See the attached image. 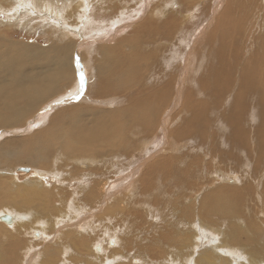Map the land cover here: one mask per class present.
Wrapping results in <instances>:
<instances>
[{"label":"rangeland","instance_id":"1","mask_svg":"<svg viewBox=\"0 0 264 264\" xmlns=\"http://www.w3.org/2000/svg\"><path fill=\"white\" fill-rule=\"evenodd\" d=\"M29 1L32 0H0V35L16 42L36 43L46 47L51 44V41L58 42L59 45L71 39L77 42L82 39L79 37V35H83L81 32L90 34L88 37H93L94 32L95 41L87 43L88 48L86 46L78 52V57L84 56V58L82 57L83 64H85L84 59L85 61L90 59V65H98V60L104 57L100 50L101 46L105 43L112 44L111 46L117 47V50L126 53L137 66L140 70V80L139 83L133 80L128 82L123 93L102 95L99 89L101 75L98 78V75L101 74L100 71L96 66L97 69L94 67L93 76L89 72V80L93 78L92 85L96 83L94 88L98 91L89 95L87 102L99 107V111L109 109L116 111L118 114L116 113V118L112 119L123 125L120 130L121 139L106 140L105 143H101V149L107 148L105 150L108 152L104 154L101 152V159H96L100 154L97 155L92 151L79 154L86 161L76 155L74 158L73 155L76 153H71L65 148L63 151V148L59 147V151L48 158L47 165L44 164L40 167L39 161L35 164L17 162L10 167L9 175L15 179V182L19 180L23 183L28 178L38 180L39 176L46 175L44 178L47 179L48 184H45L44 188L47 191L51 190L45 194L40 206L46 208L48 207L46 203L53 202L54 204H49V207L51 205L52 209L57 208L59 211L58 213L56 210V213L54 209L51 211L48 207L46 211L51 212L44 211L45 216L37 215L35 223L32 224L35 218L31 217V213H27L28 209L19 210L20 213H23L22 223L27 222L25 224L29 230L28 233L23 234V237L33 241L30 248L34 251V256L29 258L31 261H28V264H42L45 249L49 247H53L55 250L61 249L62 247H58V244L61 243V246L67 248L68 245H72V248L77 246L76 249L82 248L79 239L73 240L72 236L70 239L67 229L62 228L63 226H68L71 229L79 228L82 233L88 232L87 227L89 229L92 227L89 231L90 234L93 232L90 236L91 240L86 239V245L91 246L92 251L90 250L91 252H88L87 255L78 254L73 248V255H78L74 257L65 254L64 258L60 259L63 263L59 262L58 255L57 262L59 264H81L80 258L83 260V264H86L85 262L90 259V256L92 257L91 264H146V262L162 264L166 259L168 263L171 262V259L177 262L176 260L179 258L185 261L183 259L186 256L197 262L202 261V252H208L207 246L214 245V241L221 244L223 240L227 242L226 247L230 248L229 253L232 252L231 257L243 258L244 256L243 259L249 260L250 254L257 255L254 252L248 254L250 251H254L253 247H258V251L264 256V146H262L264 145L262 143L264 142L262 140L264 139V115L259 118V113H257L258 110L261 111V108H264V0H240L239 2L237 0H139V2L138 0H80L81 2L78 0L71 2L70 0H68L69 2L50 0L49 3L54 7L51 14L40 6L28 5ZM104 3L107 6H104ZM74 8L77 9L73 11ZM69 12H71V16L68 14ZM105 12H108L106 17ZM66 17L74 21L70 27L69 21L65 20ZM106 18L108 21L105 20ZM124 20L127 24L123 27ZM89 23L92 26L86 27ZM103 24L108 26L106 27L107 31ZM120 24L122 28L118 29ZM122 38L125 40L124 42ZM133 41L139 42L134 44ZM154 44H159V46ZM152 59L153 61H151ZM79 60L82 62L81 58ZM132 81L136 84H132ZM115 82L119 83L120 78ZM88 86L90 87L91 84L89 83ZM88 90L84 93L88 94ZM245 93L250 97L246 98V95H243ZM252 95H254L253 98ZM67 96L70 97L71 94ZM144 97L147 98L146 102L151 105L153 114L150 117L154 119L140 120L133 117L121 120L123 111L129 106H139L142 103L140 98ZM238 97L240 98L238 99ZM67 98L64 96L56 99L55 102H49L51 106L44 109L45 114L51 113L54 107L59 106L57 102L61 103L60 105H65L71 104L75 100L73 98L66 100ZM91 100H98V102ZM245 100L254 102L255 111L252 107L253 110L249 113L241 114L242 117L246 115L245 120L244 118L236 120L237 115L233 111ZM256 101L259 103H255ZM52 105L53 108H51ZM155 108H157L156 114ZM50 116L52 115H49L48 118ZM230 119L234 120V123L236 122V127L239 125V133L242 135L240 143H236L233 135L230 134L234 129ZM256 123H259L260 126ZM152 124L156 125L152 127ZM223 124L225 125L223 126ZM246 125L248 128L251 127V130L246 129ZM24 127L26 128V126H23L22 129L19 127L18 130L12 132L9 130L8 133L2 135V138L27 135L33 131L32 127L30 129ZM225 127L229 130L225 131ZM163 129L164 131L166 129L165 133ZM260 129L261 133H259ZM155 131L158 135L155 134ZM252 133L263 135L262 139ZM256 137L260 141L259 144ZM148 138L149 141H147ZM129 142L135 143L136 146ZM247 142L249 146H246ZM117 145L121 148L116 147ZM255 145L261 147L258 146V149ZM238 146L239 150L236 148ZM134 148L139 149L135 150ZM140 148L144 150H140ZM145 148L148 151H145ZM157 148L161 151L160 153L156 150ZM151 150L156 151L149 155ZM251 152L254 153L251 154ZM57 154L64 156L60 157ZM119 154L121 155L119 156ZM239 155L243 158H237ZM72 156L73 158L70 159ZM107 156L111 160H108ZM244 156L246 157L244 158ZM130 157L133 160L132 158L129 160ZM163 157L164 164L161 160H157ZM255 157L261 160L255 162ZM57 158L58 160H56ZM124 159L128 162H124ZM76 161L86 162L90 167L87 170L95 172L97 175L93 177L97 180L114 179L108 198L104 193L102 195L104 200L100 201L102 196L98 199L91 183L84 185L83 182H80L83 176L79 177L81 176L78 172L79 162L77 164ZM259 162H263V164ZM63 163L65 167L69 163L68 168H65ZM91 164L92 166H90ZM122 164L123 166H121ZM59 166H63V168H59ZM69 167L73 168L72 171L78 172V175L74 171V174L71 172L73 175L68 173L71 171ZM132 168L134 171L131 170ZM64 171L67 172V175ZM101 172L102 175H98ZM0 173L7 174L5 171H0ZM67 176L77 178L73 180L68 177L70 182L66 181L69 180L66 179ZM152 176L154 180H152ZM62 177H65L64 181H61ZM262 184L263 186H261ZM122 192L124 193L122 194ZM86 193L93 197L87 196ZM38 194L42 196L41 193L38 192ZM50 194H52V201H50ZM213 198H222L220 200L222 202L227 199L234 200V210L231 208L230 213L227 214L217 210L209 212L207 202H211ZM116 199H120L122 202L118 203ZM95 204H99L100 208L96 209ZM28 206L32 207L33 203ZM24 210H26L25 213ZM52 212L56 213H53L55 216H52ZM11 213L13 212L11 211ZM51 216L55 219H51ZM118 218L119 221H117ZM173 219H176V223ZM0 223L7 227L2 221ZM172 223L175 224L172 225ZM147 225L148 227H145ZM234 228L240 229V233L237 238L231 239ZM199 229L202 231V235L199 234ZM231 232L233 233L231 234ZM196 237H199L203 244L194 250L195 242L194 240L192 242V239ZM209 240L213 242H209ZM53 242H57V246L53 245ZM93 242L102 246V249L96 250V247L92 246ZM109 242L112 246H107ZM186 247L190 249L187 250ZM231 247L236 250H232ZM111 250L115 255L109 253ZM57 252L61 258L62 249L61 252L58 250ZM101 255L104 256L103 259ZM208 258L209 256L206 259ZM97 259L101 262H98ZM262 262L264 259L258 257V264H264Z\"/></svg>","mask_w":264,"mask_h":264},{"label":"bare ground","instance_id":"2","mask_svg":"<svg viewBox=\"0 0 264 264\" xmlns=\"http://www.w3.org/2000/svg\"><path fill=\"white\" fill-rule=\"evenodd\" d=\"M50 0H32L29 1L27 4L28 5H35L40 6L44 9V11L46 10L47 13H52L54 7L49 3ZM68 1V0H65ZM73 0H70V2ZM75 1V0H74ZM79 2L84 1V0H78ZM97 1V0H96ZM95 1V2H96ZM102 1V0H99ZM180 1V0H179ZM240 0H237V2H239ZM69 2V1H68ZM67 2V3H68ZM139 2V0H138ZM101 3V2H99ZM135 3V2H134ZM104 6H107L106 3H104ZM136 4V3H135ZM62 5V4H60ZM65 5V4H63ZM79 6V5H78ZM127 6V5H126ZM35 7V8H36ZM128 7V6H127ZM131 7V6H130ZM34 8V7H33ZM66 8V7H65ZM98 8H101L100 6H98ZM77 8L72 9L73 11L76 10ZM72 10L69 9V11L72 12ZM90 10V9H89ZM109 10V9H108ZM129 10V9H128ZM228 10V9H227ZM226 10V11H227ZM41 11V10H39ZM94 11V10H93ZM139 11V10H138ZM71 12H69L68 14H70ZM133 12V11H132ZM73 13V12H72ZM93 13V12H91ZM108 12H105V17L107 15ZM134 13V12H133ZM68 14H66V16H68ZM103 14V15H104ZM114 14V12H113ZM136 14V12H135ZM85 15V14H84ZM228 15V14H227ZM71 16V14H70ZM84 17V16H83ZM86 17V16H85ZM174 17V16H173ZM68 17L65 18V20L68 22L69 21V27L71 25H73L74 21L70 20ZM91 18V16H90ZM108 18V16H107ZM105 19L108 21V19ZM75 19V18H74ZM80 19V18H79ZM93 19V18H92ZM123 19V18H122ZM133 19V18H132ZM135 19V18H134ZM104 20V21H105ZM110 20V19H109ZM119 20V19H118ZM112 22L114 20H111ZM129 21V20H127ZM177 21V20H176ZM175 21V23H176ZM99 22L100 19H99ZM123 22V21H122ZM121 22V23H122ZM153 22V21H152ZM92 23V22H91ZM107 23V22H106ZM105 23V24H106ZM117 23V22H116ZM146 23V22H145ZM98 24V23H97ZM127 22L124 20V23L122 24V26L124 27V25H126ZM66 25V24H65ZM68 25V24H67ZM102 25V24H100ZM146 25V24H145ZM148 25V24H147ZM150 25V24H149ZM64 26V25H63ZM90 27L92 26L90 23L86 25V27ZM99 26V25H98ZM104 26V24H103ZM116 26V25H115ZM140 26V25H139ZM67 27V26H66ZM100 27V26H99ZM107 31L108 26H104ZM118 27V26H117ZM121 27V24L119 25L118 29ZM64 28V27H63ZM101 28V27H100ZM103 28V27H102ZM114 28V27H113ZM112 28V29H113ZM122 28V27H121ZM144 29V28H143ZM85 30V28H84ZM95 30V28H94ZM114 30V29H113ZM98 31V30H97ZM136 31V30H135ZM134 31V33H135ZM142 31V30H141ZM131 32V31H130ZM177 32V31H176ZM79 33V32H76ZM86 32H81V34L83 35H79V37H81L82 39L80 41L75 42V40L71 39L69 41H67L66 43H62L59 45L58 42H53L51 41V44L43 47L42 45H38L36 43L34 44H28V43H23V42H19V41H15L12 39H9L7 37H4L2 35H0V171L3 172L5 171L7 174L5 173H0V221H2L3 223H5L7 225V227L5 225H2L0 223V264H28L29 258L34 256V251L32 250L31 245L33 241L28 240L27 238L23 237L24 233H28L29 230L26 226L27 222L22 223L23 219V213H20L19 210L21 211L22 209H28L29 212L27 213H31V217L33 216V218L37 217V215L43 214L44 211H46V208L49 207V204L51 203H46L48 204L45 208V206H40V204L43 203V197H45L46 193H49L51 189H49L48 191L44 188L45 184H48L47 179L44 178L46 175H42L38 177V180H32L31 178H28L27 181L21 183L19 182V180L15 182V179H12L11 176L9 175L10 172V167L15 165V163L17 162H29L31 164H35L38 161L41 163L39 166H44L47 165V161L48 158L51 155L56 154L59 150V147L67 149V151H70L71 153H76L74 154V158L75 155L78 158H82L81 155H79L80 153H85V152H89L92 151L95 154L99 155L96 159H101V152L106 153L107 151L104 148V150L101 149V143H105L106 140H112V141H117L119 139H121V126L120 123L117 122V120H113L112 118H116V111L114 112V110H106V111H99V107L93 106L90 103H88V97L89 95H93V93L98 89L94 88V85H92L94 82V80H92L93 78H91L89 80V72L91 73V75L93 76V74L95 73L94 69L98 68V71H100L101 75L100 77V92H102V95L104 94H109V93H116V92H122L125 91V86H127L128 82H131V80L139 83L140 80V70H138L137 66L129 59L128 55L126 53H122L121 51L117 50L116 48H114V46H111L110 44H104L101 46L102 50V54H104V57L101 58L100 60H98V65L93 66L90 65L91 61L90 59L84 62L85 64H83V58L82 57H78V52L81 51L82 49H84L86 46L88 48L87 43H91L94 42L95 37H94V32H93V37H88L90 34H85ZM109 33V32H108ZM111 33V31H110ZM109 33V34H110ZM80 34V33H79ZM113 34V32H112ZM74 35V34H73ZM76 35V34H75ZM111 35V34H110ZM8 36V35H7ZM77 36V35H76ZM110 37V36H109ZM122 37V36H120ZM127 37V36H126ZM100 38H102L100 36ZM108 38V37H107ZM124 38V37H123ZM122 38V39H123ZM130 38V37H129ZM121 39V40H122ZM102 40V39H101ZM114 40V39H113ZM125 40L123 39V42ZM135 41V40H134ZM134 44L138 43L137 41L134 42ZM145 41H148L145 39ZM149 42V41H148ZM121 43V42H120ZM157 44V43H156ZM154 44L155 46H159ZM47 45V44H46ZM94 45V44H93ZM140 45V43H139ZM145 45V44H144ZM143 45V46H144ZM92 46V45H91ZM91 46H89L91 48ZM120 47V46H119ZM93 48V46H92ZM95 48V47H94ZM142 48V46H141ZM119 49V48H118ZM158 49V48H157ZM92 50V49H91ZM98 51V50H97ZM158 51V50H157ZM156 51V52H157ZM94 52V50H93ZM159 52V51H158ZM139 53V52H138ZM154 53V52H153ZM98 54V53H96ZM140 54V53H139ZM185 54V53H184ZM84 55V54H83ZM141 55V54H140ZM93 56V55H92ZM90 57V56H89ZM79 58L82 59V62L79 60ZM94 58V56H93ZM148 58V57H147ZM93 61V60H92ZM153 61V59L151 60ZM169 61V60H168ZM96 63V60H95ZM89 65V66H88ZM158 66V65H157ZM155 66V67H157ZM95 67V68H94ZM96 68V69H97ZM175 68V67H174ZM173 68V69H174ZM177 69V68H176ZM184 69V67H183ZM215 69V68H214ZM181 70V69H180ZM185 70V69H184ZM210 70V69H209ZM182 71V70H181ZM187 71V70H186ZM211 72V71H210ZM213 72V71H212ZM215 74V73H214ZM213 74V75H214ZM206 75V74H205ZM120 78V82L116 83L115 81ZM95 79V78H94ZM200 80V79H199ZM132 84H136L133 83ZM197 81V80H196ZM91 84V86L89 87L88 84ZM194 83V82H192ZM208 84V83H207ZM213 85V84H212ZM97 86V85H96ZM209 86V85H208ZM129 87V86H128ZM212 87V86H211ZM217 87V86H215ZM87 88V89H86ZM97 88V87H96ZM127 88V87H126ZM89 89V90H88ZM86 90H88V94H85L84 92H87ZM221 92V91H220ZM123 93V92H122ZM223 93V92H222ZM247 93V92H246ZM243 94V95H246ZM71 96H67L70 95ZM98 94V93H97ZM216 95V94H215ZM226 95V94H225ZM242 95V94H241ZM64 96L68 97L66 100L68 99H75L73 100V102L70 104H65V105H60L57 102V107H54V109L52 110L51 113L45 114V110L48 109L51 106V102H55L56 99L58 98H63ZM222 96V95H221ZM254 95H252L253 98ZM210 97V96H209ZM214 97V96H213ZM250 97L248 95H246V98ZM92 98V97H91ZM218 98L220 99V96H218ZM240 97H238L239 99ZM256 98V97H255ZM94 99V98H93ZM64 100V99H63ZM141 100V104L139 106H129L128 108H124L125 110L123 111V113L121 114V120L122 118L126 119H132L134 118H138V119H145L146 120H152L154 118L151 119V115L153 114L152 112V108L151 105H149L148 102H146L147 98H140ZM230 100V99H229ZM256 100V99H255ZM91 101H96L98 102V100H91ZM216 101V100H215ZM50 102V103H49ZM117 102V101H116ZM244 103H240L239 107H236L235 110L233 111L234 114H236V120L237 118H240L238 120H241V118L246 117V115H244V117H242L243 115L241 114H246L249 113L251 110L254 109L253 106L254 102L252 101H243ZM47 103H49V105H47ZM255 103H259V101H256ZM53 105L55 103H52ZM63 104V103H62ZM236 104V103H235ZM53 105L51 108H53ZM257 105V104H256ZM259 105V104H258ZM264 105V104H263ZM262 105V106H263ZM238 106V105H237ZM261 106V105H260ZM259 106V108H260ZM45 107V108H43ZM123 107V106H122ZM126 107V106H125ZM253 107V109H252ZM227 108V107H226ZM225 108V109H226ZM233 108V107H232ZM45 109V110H44ZM123 109V108H122ZM217 109V108H216ZM262 110H258L257 113H259V118H261L264 115V108H261ZM231 110V109H230ZM229 110V111H230ZM49 111V110H48ZM215 111V110H214ZM232 111V110H231ZM255 111V109H254ZM154 112L156 114L157 112V108L154 109ZM159 113V112H158ZM118 114V113H117ZM227 114V113H225ZM49 115L50 118H48ZM149 115V117H148ZM228 115V114H227ZM254 115V114H253ZM255 116V115H254ZM148 117V118H147ZM154 117V116H152ZM258 117V116H257ZM227 118V116H226ZM264 118V117H263ZM201 119V117H200ZM229 119V118H228ZM145 120V121H146ZM232 120V119H230ZM245 120V118H244ZM261 120V119H260ZM248 121V119H247ZM138 122V120H137ZM149 122V121H148ZM231 122V121H230ZM242 122V121H241ZM258 122V121H257ZM134 123V122H133ZM140 123V122H139ZM152 123V122H151ZM224 123V122H223ZM236 123V122H235ZM234 123V120H232V124L234 126V129L232 130V132L230 134L233 135L234 140L236 143H240L242 141V135L239 133V125H237L238 127H236ZM124 124V123H122ZM142 124V123H140ZM259 123H256V125H258ZM134 125V124H133ZM151 125V124H150ZM154 127V125L156 124H152ZM164 125V124H163ZM221 125V124H220ZM225 124H223L224 126ZM242 125V124H241ZM23 126H26V128H31L32 127V132L27 134V135H19V136H9V137H3L2 135H5L6 133H8V131L10 130L12 131H16L19 129V127H21V129L23 128ZM143 126V124H142ZM147 126V124H146ZM247 126V125H246ZM251 126V125H249ZM260 126V124L258 125ZM130 127L131 124H130ZM148 127V126H147ZM161 127V126H160ZM165 127V126H164ZM163 127V128H164ZM25 128V127H24ZM25 128V129H26ZM241 128V127H240ZM248 128V126L246 127V129ZM251 127L248 128V130ZM153 129V128H152ZM151 129V130H152ZM224 129V128H223ZM253 129V128H252ZM256 129V128H255ZM258 129V128H257ZM263 129V127H262ZM225 131L227 130V128L225 127L224 129ZM229 130V129H228ZM227 130V131H228ZM251 130V129H250ZM23 131V130H22ZM31 131V130H30ZM160 131V130H159ZM158 131V132H159ZM164 131V129H163ZM162 131V132H163ZM166 131V129H165ZM164 131V133H165ZM255 131V130H254ZM25 132V131H24ZM253 132V130H252ZM27 133V132H26ZM154 133V132H153ZM248 133V131H247ZM244 132V134H247ZM261 133V129L260 132ZM264 133V132H263ZM149 134V133H148ZM151 134V132H150ZM155 134L158 135V133ZM224 134V133H223ZM254 135H256V133H252ZM147 135V134H145ZM153 135V134H152ZM226 135V134H225ZM261 135V134H260ZM256 135L258 138L261 137L263 135ZM139 136V135H138ZM154 136V135H153ZM230 136V135H229ZM125 137V136H124ZM147 137V136H146ZM152 137V136H151ZM150 137V138H151ZM256 137L257 141L258 138ZM247 138V137H245ZM249 138V136H248ZM264 138V137H263ZM144 139V138H142ZM251 139V138H250ZM260 139V138H259ZM123 140V139H122ZM163 140V139H162ZM249 140V139H248ZM252 140V139H251ZM250 140V141H251ZM264 140V139H262ZM121 141V140H120ZM131 141V140H130ZM143 141V140H141ZM145 141V140H144ZM147 141H149V138L147 139ZM118 143V142H116ZM124 143V142H123ZM131 144V142H129ZM134 143V142H132ZM253 143V142H251ZM250 143V144H251ZM260 143V141H258V144ZM264 144V142H262ZM261 143V144H262ZM122 144V143H121ZM223 144V143H222ZM254 144V143H253ZM260 144V145H261ZM131 145H135L131 144ZM152 145V144H151ZM150 145V146H151ZM161 145V143H160ZM257 145V144H256ZM256 148L259 149L258 146H256ZM136 146V145H135ZM144 146V145H143ZM159 146V145H158ZM240 146V145H239ZM239 146L236 147L239 150ZM246 146H249L248 142L246 144ZM252 146V144H251ZM264 146V145H262ZM115 147V146H114ZM118 148V145L116 146ZM129 147V145H128ZM160 147V146H159ZM245 147V146H244ZM261 147V146H260ZM112 148V147H111ZM127 148V146H126ZM147 148V147H146ZM149 149V147L146 149ZM154 148V147H153ZM152 148V149H153ZM215 148V147H214ZM255 148V149H256ZM110 149V146H109ZM108 149V151H109ZM135 149V148H134ZM139 149V148H138ZM135 149V150H138ZM143 148H140V150ZM235 149V148H234ZM246 149V148H245ZM122 150V149H121ZM131 150V149H130ZM144 150V149H143ZM158 150V148L156 149ZM156 150H151L149 153V155H152L153 152H155ZM232 150V149H231ZM264 150V149H263ZM261 150V151H263ZM125 151V150H124ZM123 151V152H124ZM129 151V150H127ZM148 151V150H147ZM159 151V150H158ZM163 151V150H162ZM236 151V150H235ZM241 151V150H240ZM259 151V152H261ZM161 151H159L160 153ZM60 153V152H59ZM67 153V152H66ZM108 153V152H107ZM121 153V152H120ZM126 153V152H125ZM223 153V152H222ZM254 152H251V154ZM257 153V150H256ZM110 154V153H109ZM235 154V153H234ZM241 155H243L242 153H240ZM250 154V153H248ZM58 156H62L57 154ZM67 155V154H66ZM69 155V154H68ZM121 154H119L120 156ZM128 155V154H127ZM126 155V157H127ZM130 155V154H129ZM145 155V154H144ZM160 155V154H159ZM158 155V157H159ZM229 155V154H228ZM237 155V153H236ZM241 155L237 156V158H243V156L241 157ZM64 156V155H63ZM62 156V157H63ZM73 156L70 158L72 159ZM109 156V155H108ZM107 156V157H108ZM139 156V155H136ZM161 156V155H160ZM260 156V155H259ZM263 156V155H262ZM52 157V156H51ZM57 157V156H56ZM67 157V156H66ZM106 157V158H107ZM110 157V156H109ZM108 157V158H109ZM133 157V156H132ZM130 157L129 160L132 158ZM166 157V156H164ZM157 159L158 161L162 159ZM246 156H244L245 158ZM115 158V157H114ZM142 158V157H141ZM229 158V157H228ZM78 159V160H80ZM84 159V158H82ZM123 159V158H122ZM135 159V158H134ZM156 159V158H155ZM167 159V158H166ZM165 159V160H166ZM247 159V158H246ZM249 159V157H248ZM255 162H258L257 160H259L258 158L255 157ZM58 160V158L56 159ZM60 160V159H59ZM76 160V159H75ZM86 161V159H84ZM108 160H111L110 158ZM113 160V158H112ZM124 162H128L126 161V159H124ZM133 160V158H132ZM244 160V159H243ZM261 160V159H260ZM259 160V161H260ZM54 161V160H53ZM61 161V160H60ZM59 161V162H60ZM149 161V160H148ZM164 161V160H163ZM242 161V159H241ZM246 161V160H245ZM64 162V161H63ZM66 162V161H65ZM79 162V164L77 163ZM133 162V161H132ZM137 162V161H135ZM140 161L138 160V163ZM153 162V161H152ZM165 162V161H164ZM240 162V161H239ZM264 162V161H263ZM263 162H259L261 164H263ZM58 163V162H57ZM61 163V162H60ZM59 163V164H60ZM76 163L79 166V177H82L80 180V182H83L84 185L88 184L90 185V183L92 184V189L93 191L97 194L98 199L100 198V196L104 195L105 193V197L108 198V194L109 192L112 191V183L114 181V179H106L107 181H105L103 178L101 180H97L95 179L93 176L97 175L95 174V172H92V170L89 171L90 167L86 162H81V161H76ZM94 163V162H93ZM102 163V162H100ZM163 163V162H162ZM238 163V162H237ZM241 163V162H240ZM247 163V161L245 162ZM254 163V162H253ZM252 163V164H253ZM67 164V163H66ZM69 164V163H68ZM67 164V166H68ZM121 164V163H120ZM136 164V163H134ZM150 164V163H149ZM164 164V163H163ZM166 164V163H165ZM251 164V165H252ZM260 164V165H261ZM61 165V164H60ZM64 165V163H63ZM74 165V164H73ZM97 165V164H96ZM100 165V164H99ZM108 165H110L108 163ZM107 165V166H108ZM66 166V167H67ZM92 166V164L90 165ZM123 166V164L121 165ZM137 166V165H136ZM145 166V165H144ZM249 166V165H248ZM63 168V166H59V168ZM65 167V165H64ZM65 167V168H66ZM82 167V170H80V168ZM89 167V169L87 170V168ZM110 167V166H109ZM143 167V166H141ZM247 167V166H246ZM250 167V166H249ZM64 168V169H65ZM68 168V167H67ZM70 168V167H69ZM123 168V167H122ZM135 168V167H134ZM71 171L67 172L71 174V172L73 173L72 169L70 168ZM77 169V168H76ZM75 169V170H76ZM118 169V168H116ZM125 169V168H123ZM129 169V168H128ZM140 169V168H139ZM36 170V169H35ZM100 170V169H99ZM120 170V169H119ZM133 170V168L131 169ZM141 170V169H140ZM144 170V169H143ZM164 170V169H163ZM48 171V170H47ZM66 171L65 174L67 173ZM106 171V170H105ZM134 171V170H133ZM138 171V170H137ZM44 172V171H41ZM53 172V171H52ZM55 172V171H54ZM58 172V171H57ZM76 174L78 172L74 171ZM109 172V171H108ZM112 172V171H111ZM136 172V171H135ZM113 173V172H112ZM118 173V172H117ZM134 173V172H133ZM261 173V172H259ZM258 173V174H259ZM48 174V173H47ZM74 174V173H73ZM71 174V175H73ZM109 174V173H108ZM116 174V173H114ZM135 174V173H134ZM49 175V174H48ZM67 175V174H66ZM65 175V177H66ZM78 175V174H77ZM98 175H102V172L99 173ZM120 175V174H119ZM161 175V174H160ZM117 176V175H116ZM249 176V175H248ZM48 177V176H47ZM64 177V178H65ZM71 178L70 176H67L66 179ZM120 177V176H118ZM117 177V178H118ZM137 177V176H136ZM145 177V176H144ZM151 177V176H150ZM246 177V176H245ZM256 177V176H255ZM260 177V176H259ZM15 178V177H14ZM50 178V177H49ZM58 178V177H57ZM63 178V177H62ZM63 180L61 181H64ZM74 178L77 177H72L71 179L74 180ZM107 178V177H106ZM122 178V176H121ZM149 178V177H148ZM247 178V177H246ZM145 179V178H143ZM150 179V178H149ZM252 180V178H250ZM116 180V179H115ZM122 180V179H121ZM138 180V179H137ZM152 180L153 176H152ZM229 180V179H228ZM232 180V179H230ZM249 180V179H248ZM53 181V180H52ZM66 181H70L66 180ZM79 181V180H78ZM145 181V180H144ZM224 181V180H223ZM236 181V180H235ZM71 182V181H70ZM76 182V181H75ZM74 182V183H75ZM148 182V181H147ZM227 182V181H226ZM232 182V181H231ZM69 183V182H68ZM67 183V184H68ZM73 183V182H72ZM120 183V182H119ZM235 183V182H234ZM248 183V182H247ZM261 183V182H260ZM65 184V183H64ZM70 185V184H69ZM87 185V186H88ZM71 186V185H70ZM245 186V185H244ZM263 186V184L261 185ZM48 187V186H47ZM72 187V186H71ZM80 187V186H79ZM82 187V185H81ZM240 187V185H239ZM243 187V186H242ZM247 187V185H246ZM264 187V186H263ZM76 188V187H75ZM83 188V187H82ZM81 188V189H82ZM90 188V187H89ZM87 188V189H89ZM114 188V186H113ZM245 188V187H244ZM248 188V187H247ZM91 189V190H92ZM125 189V188H124ZM90 190V189H89ZM244 190V189H242ZM115 191V190H114ZM119 191V190H117ZM241 191V190H240ZM39 193L42 194V196H40ZM89 191H87L88 193ZM92 191H90L91 193ZM121 192V191H119ZM236 192H238L236 190ZM235 192V193H236ZM86 193V194H87ZM93 193V192H92ZM94 193V194H95ZM124 192H122L123 194ZM131 193V192H130ZM129 193V194H130ZM230 193V192H229ZM242 193V191L240 192ZM89 194V193H88ZM87 196H92L93 195H88ZM121 194V193H118ZM121 194V195H122ZM126 194V193H125ZM124 194V195H125ZM233 194V193H232ZM52 194H50L49 196L51 197ZM237 195V194H235ZM249 195V194H248ZM96 196V197H97ZM123 196V195H122ZM245 196V195H244ZM91 197V198H92ZM112 198V196H111ZM118 198V197H117ZM247 198V197H246ZM52 197L50 199V201H52ZM89 199V198H88ZM102 199V200H101ZM222 198H213V200L211 202H207L208 203V207L206 204V207L208 209L209 212H213L214 210H217L218 212L220 211V213L223 214H227L230 213V209L233 208L234 210V205H235V201L234 200H228L227 201H220ZM226 199V198H225ZM46 200V199H45ZM93 200V199H92ZM96 200V199H95ZM104 200V196H102L100 198V201ZM123 200V199H122ZM48 201V200H47ZM48 201V202H50ZM87 201V200H86ZM85 201V202H86ZM116 202L120 203L122 201H120V199H116ZM206 202V201H205ZM33 203V208L29 207V204ZM100 203V202H99ZM45 204V203H44ZM54 204V203H53ZM94 204V203H93ZM55 206V205H54ZM107 206V205H106ZM29 207V208H28ZM53 207V205H52ZM96 209L100 208L99 204H95ZM49 209L51 211H53V209L56 211H58L57 208H51V205L49 207ZM95 209V210H96ZM48 210V209H47ZM94 210V211H95ZM101 210V209H100ZM11 211L13 213H11ZM26 210H24L23 212L25 213ZM51 211H46V213L51 212ZM56 211V213H57ZM232 211V210H231ZM61 212V211H60ZM112 212V211H111ZM52 212V216H55L54 213ZM59 213V211H58ZM62 213V212H61ZM105 213V212H104ZM51 214V213H49ZM70 214V213H69ZM209 214V213H208ZM36 215V216H35ZM45 216V214H43ZM42 215V216H43ZM47 215V214H46ZM64 215V213H63ZM72 215V213H71ZM41 216V217H42ZM49 216V215H47ZM51 216V217H52ZM61 216V214H60ZM120 216V215H119ZM25 217V214H24ZM175 217V216H174ZM54 217H52L51 219H53ZM63 218V216H62ZM32 219V218H31ZM39 219V218H38ZM44 219V218H43ZM47 219V218H46ZM50 219V220H51ZM55 219V218H54ZM172 219V218H171ZM25 220V219H24ZM23 220V221H24ZM42 220V219H41ZM74 220V218H73ZM78 220V219H77ZM147 220V219H146ZM176 223V219H173ZM26 221V220H25ZM31 221V220H30ZM33 223H35V220L33 219ZM43 221V220H42ZM53 221V220H52ZM60 221V220H59ZM119 221V218L118 220ZM122 221V220H120ZM55 222V221H53ZM39 223V222H38ZM69 223V222H68ZM144 223V222H143ZM174 223V224H175ZM42 224V223H41ZM56 224V223H54ZM172 223V225H174ZM37 225V224H36ZM51 225V224H50ZM72 225V224H70ZM81 225V224H80ZM171 225V227H172ZM39 226V225H38ZM44 226V225H43ZM47 226V225H46ZM57 226V225H56ZM75 226V225H74ZM206 226V225H205ZM10 227V228H8ZM30 227V226H29ZM66 228L67 229V234L69 235L70 239L71 236L74 239H79L80 244L82 246V248H75L76 253L78 254H89L88 252L92 251L91 246H87V242L86 239L88 240V238L90 239V236L92 235V233L90 234L89 231H91L92 227L89 229L87 227V231L86 233H82L80 231L79 228H74L71 229L68 226H63L62 228ZM79 227V226H78ZM95 227V225H94ZM93 227V228H94ZM145 227H148L145 226ZM175 227V226H174ZM32 228V227H31ZM34 228V227H33ZM36 228V227H35ZM51 228V227H50ZM54 228V227H53ZM60 228V229H62ZM255 228V227H254ZM253 228V229H254ZM59 229V228H58ZM56 229V230H58ZM59 229V230H60ZM251 229V228H249ZM252 229V231H253ZM256 229V228H255ZM254 229V230H255ZM31 230V229H30ZM40 230V228H39ZM50 230V229H49ZM52 230V229H51ZM58 230V231H59ZM85 230V229H84ZM176 230V229H174ZM234 230V234L231 235V239H235L237 238V236L240 233V229L234 228L232 229ZM246 230V229H245ZM199 234L202 235V231L199 229ZM251 231V230H250ZM48 232V231H47ZM65 232V231H64ZM84 232V231H83ZM171 232V231H169ZM249 232V231H247ZM44 233V232H43ZM233 232H231L232 234ZM242 233V232H241ZM34 234V233H33ZM88 234V235H87ZM172 234V233H170ZM42 235V234H41ZM52 235V234H51ZM205 235V234H204ZM26 237L28 235H25ZM33 236V235H32ZM48 236V235H47ZM162 237V236H161ZM202 237V236H201ZM150 238V237H149ZM153 238V236H152ZM155 238V237H154ZM241 238V237H240ZM38 239V238H37ZM56 239V238H54ZM62 239V238H61ZM66 239V238H65ZM184 239V238H183ZM43 240V239H42ZM91 240V239H90ZM99 240V239H98ZM154 240V239H153ZM195 242V245H193L194 250H196L200 245H202L203 243H201L202 241L200 240L199 237H196L195 239H192V242ZM228 240V239H227ZM38 241V240H37ZM53 241V240H52ZM57 241V240H56ZM112 241V240H111ZM171 241V239H170ZM232 241V240H231ZM230 241V242H231ZM48 242V241H47ZM58 242V241H57ZM57 242H53V245L57 246ZM78 242V241H77ZM86 242V243H85ZM209 242H213L212 240H209ZM29 243V244H28ZM44 243V242H43ZM66 243V242H65ZM69 243V242H68ZM170 243V242H169ZM214 245H210L206 247V250L208 252H202L201 253V257L203 258L202 261H193L191 258H188V256L184 257L182 261V259L179 258V260L175 259L177 262H174L171 259V262L168 263V261H164L162 264H258V257L261 258L262 260L264 259V256L262 255L261 252L258 251V247H253L254 251H250L248 254L254 252L257 255H253L250 254L251 258H249V260L243 259L245 258L243 256L242 257H238V258H234L231 257V253L230 252V248L226 247V243L224 240L222 241V245L217 243V242H213ZM242 243V242H241ZM62 244V243H61ZM61 244H58V247H62V252L61 249H57L59 252L62 253V257L60 258V254H58L57 250H55V248L53 247H49L45 249V252L42 256V264H59V262L63 263L62 258H64V255L67 254L68 256H74L76 257V255L74 254L73 248L71 246L68 245L67 247L61 246ZM76 244V243H75ZM245 244V243H244ZM35 245V243H34ZM33 245V246H34ZM64 245V242H63ZM112 246V244H107V246ZM168 245V244H167ZM170 245V244H169ZM49 246V245H48ZM93 247H96V250H101L102 246L100 247L99 244H95L93 242ZM43 247V246H42ZM57 247V248H58ZM80 247V246H79ZM167 247V246H165ZM260 247V246H259ZM261 248V247H260ZM165 249V248H164ZM181 249V248H180ZM186 249H190L189 247H186ZM232 250H236L235 248H232ZM91 250V251H90ZM155 251V250H153ZM173 251V250H172ZM101 252V251H100ZM163 252V251H161ZM176 252V251H175ZM178 252V251H177ZM247 252V251H245ZM110 254L115 255V253H113V250L109 251ZM156 253V252H155ZM229 253V254H228ZM152 254V251H151ZM166 254V253H165ZM175 254V253H174ZM187 254V253H186ZM185 254V255H186ZM59 255V256H58ZM84 255V256H85ZM107 256L109 255L108 253L106 254ZM147 255V254H146ZM180 255V254H179ZM59 258H58V257ZM80 256V255H79ZM83 256V255H82ZM153 256H154V252H153ZM175 256V255H174ZM183 256V255H182ZM209 256L208 259H206ZM235 256V255H234ZM81 257V256H80ZM97 257V256H96ZM104 258V256L101 255V258ZM125 257V256H124ZM181 257V256H180ZM57 258L60 260L59 262H57ZM73 258V257H72ZM77 258H79L77 256ZM92 257L90 256V259ZM94 258V257H93ZM102 258V259H103ZM155 258V257H153ZM182 258V257H181ZM67 259V258H66ZM69 259V258H68ZM90 259H84L86 260V264H91L92 261ZM99 259V258H98ZM98 262H101L100 260H98ZM163 259V258H162ZM75 260V258H74ZM81 260V264H83V260L80 258ZM152 260V258H151ZM31 261V260H30ZM29 261V262H30ZM72 262V261H71ZM79 262V261H78ZM110 262V260L108 261V263ZM134 263V262H133ZM264 263V262H262ZM67 264V263H66ZM73 264V263H71ZM79 264V263H77ZM96 264V263H94ZM102 264V263H101ZM104 264V263H103ZM146 264H149L148 262H146ZM154 264V263H152ZM158 264V262L156 263Z\"/></svg>","mask_w":264,"mask_h":264},{"label":"water","instance_id":"3","mask_svg":"<svg viewBox=\"0 0 264 264\" xmlns=\"http://www.w3.org/2000/svg\"><path fill=\"white\" fill-rule=\"evenodd\" d=\"M26 170V168H24Z\"/></svg>","mask_w":264,"mask_h":264}]
</instances>
